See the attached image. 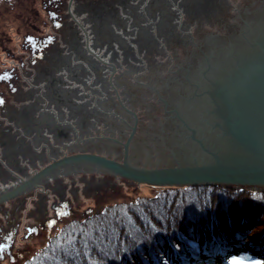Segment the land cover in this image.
<instances>
[{
  "label": "water",
  "instance_id": "water-1",
  "mask_svg": "<svg viewBox=\"0 0 264 264\" xmlns=\"http://www.w3.org/2000/svg\"><path fill=\"white\" fill-rule=\"evenodd\" d=\"M262 6L264 0H0V184L3 185L0 189L8 190L0 195V203L19 194L25 196L31 187H36L39 196L20 207L23 228H29L26 242L10 246L14 249L13 260L5 264H19L84 212H92L93 208L102 210L109 203L126 202L164 186L225 184L264 188L263 28L254 34V42L242 53L235 51L229 55L233 61H243V68L220 73L219 82L208 80L209 100L199 101L204 99L200 98L204 94L199 93L190 99L195 103L185 107L184 114L177 115V110L166 107L170 105L169 92L163 88L170 77L178 78L183 65L198 55L200 49L214 44L216 39L229 41L231 33L239 32L249 13ZM171 10L176 17L165 19ZM162 15L167 24H161L162 30L152 34L166 42L167 35L172 33L180 37V42L155 58L174 60L175 64L165 72L167 75L161 81L143 82L137 93L143 107L146 99L156 98V93L159 96L155 108H150V117L139 119L124 106L135 120L123 142L124 150L118 143L120 135L112 137L117 140L114 142L92 132L94 142L88 141L101 146L99 151L103 154L74 152L73 143L84 138L81 131L80 136L72 131L75 125L72 122L79 120L75 104L69 101L73 104L67 105L66 111L73 119L70 121L65 110L47 102L42 87L29 89L32 80L37 86L43 84L41 73L33 74L36 69L30 68V54L44 61L54 59L53 64L55 60L64 62L65 58L56 51L59 39L63 36L66 40L70 32L66 25L76 30L71 22L78 20L85 39L80 46L72 43L71 48L85 49V45H90L95 52L110 54L109 59H113L117 69L108 72L109 83L113 86V77L119 73L120 79L115 84L123 87L127 96L132 82L128 76L136 78L139 74V77L145 72L143 64L147 62L153 69L157 63L147 55L138 60L146 43L135 39L142 35L135 28L138 23L149 24ZM114 34L119 39L112 44L95 45ZM73 36L74 32L68 40L74 41ZM84 95L85 92L80 96ZM118 95V90L110 88L105 96L110 98L108 104L117 102L116 96L122 102ZM125 99L136 104L131 98ZM64 130L69 132L65 137L71 136L65 144L64 139L57 137ZM105 149L108 154L119 152L120 161L105 156ZM17 175L25 178L20 184ZM14 176L13 180L8 179Z\"/></svg>",
  "mask_w": 264,
  "mask_h": 264
},
{
  "label": "trees",
  "instance_id": "trees-1",
  "mask_svg": "<svg viewBox=\"0 0 264 264\" xmlns=\"http://www.w3.org/2000/svg\"><path fill=\"white\" fill-rule=\"evenodd\" d=\"M171 15L172 18L176 17L171 10V14H167L165 19L169 20ZM131 21L133 22V19ZM71 23L76 30L65 25L70 32H74V41L68 40L73 32L68 33L66 40L60 36L58 43L60 46L56 50L58 56L65 58L64 62L55 60L53 64L54 59L44 61L30 54L29 62L31 61L32 66L30 68L36 69L33 74L41 73L43 84L39 83L37 86L32 80L29 89L42 87V91L45 90L47 93V102L59 106V110H65L64 113L70 121L73 119L66 111L67 105L74 103L79 120L72 122L75 125L71 123L67 125H72V131L79 136L81 131L84 138L73 143L71 148L74 152L84 150L103 154L99 151L102 150L101 146L90 144L95 138L91 136L94 135L92 132L101 134L103 140L109 139L114 142L117 140L112 137L120 135L117 138L122 146L135 121L134 114L126 111L124 106L137 114L139 119L150 117V108H155L159 96L156 93L155 100L146 99V106L143 107L139 99L141 97H138L140 94L137 93L143 82L161 81L167 75L165 72L170 69L174 60L156 61L155 58L169 52L168 49L173 50L171 45L177 47L180 37L169 33L166 42H162L159 36L152 34L154 31L158 34L163 28L161 24H167L164 23V15L160 16L159 20L155 18V21L149 24L144 22V25L139 26L138 23L135 29L142 35L135 39L146 44L137 58L142 60V57L147 55L157 63L153 66L155 70L146 62L142 66L145 67V72L141 76L137 77L139 74L136 78L128 76L132 82L130 93L126 96L124 93L126 90L117 85L119 73L115 74L119 76L113 77V86L109 83L108 72L117 69V66L112 64L113 59H109L110 54L95 52L90 45H85V49L71 48L72 43L75 42L74 46L76 43L80 46L85 39H83L85 32L79 21ZM107 37L108 40L104 38L102 39L104 42L97 41L95 45L104 47L99 45V42L107 45V42L112 44L119 39L115 34ZM55 65L57 67H54ZM57 78H62V81ZM124 79L128 82L127 78ZM136 79L139 81L134 83ZM132 83L135 85L134 88ZM168 84L167 81L163 88H167ZM110 88L111 91L118 90L122 102L119 103L116 96L117 102L108 104L110 98L105 96ZM150 91L149 88L148 92ZM84 92L86 95L80 96ZM89 93H93V96ZM125 97L131 98L136 104H130ZM118 129H121L119 133L122 134L114 133ZM65 134L69 132L64 130L57 133L60 140L64 139L63 144L71 139V136L65 137ZM88 144L91 146L88 147ZM104 155L120 161L119 152L108 154L105 149ZM58 156L61 158L64 155ZM53 236L41 248V252L35 253L25 264H264V188L252 189L247 186L225 184L164 186L150 196L109 203L102 210L93 208L92 212H84L73 219V222L61 227ZM234 239L237 241L233 242ZM247 240L253 241L255 245H247L245 243ZM256 246L260 248L259 251ZM222 250L228 252V263L221 255Z\"/></svg>",
  "mask_w": 264,
  "mask_h": 264
},
{
  "label": "flooded vegetation",
  "instance_id": "flooded-vegetation-1",
  "mask_svg": "<svg viewBox=\"0 0 264 264\" xmlns=\"http://www.w3.org/2000/svg\"><path fill=\"white\" fill-rule=\"evenodd\" d=\"M249 14L250 16L248 19L244 22L242 27L240 26L239 32L231 33V39L229 41L216 39V42L213 41L214 44L209 43V47L205 46L202 49L199 47L200 53L192 57L183 67L181 66L182 69L177 76L178 78L175 79L173 76L170 77L168 87L166 88L167 93L169 92L167 94L169 98L167 103L170 105L166 104V107L171 106L175 111L177 110L175 112L176 114H184L186 111L185 107H189L190 104L195 103L190 99L194 96L197 97V94H204L200 97L204 99H200L199 101L209 100L208 92L210 83L208 80L210 78L213 81L219 82L220 73L227 74L234 69V67L243 68L245 66L243 61H233V57H229V55L231 52L235 51L242 53L246 47L250 46V42H254L255 33H258L260 27L264 30V6ZM188 141L192 142L190 139H188ZM14 178L15 176L8 179L13 180ZM17 179L19 180V184L25 180L22 175H17ZM1 187H3L2 183L0 184V188ZM4 188H6V186H4ZM0 191V195L8 192V190L5 189L4 191L0 189ZM36 191V187H31L25 191V196H20L19 194L0 203V258L2 257L0 262L2 261V264H5L6 261L10 262L13 260L12 253L14 249H10V246H15L16 242L18 244L26 242V233H28L29 228H23L25 224L20 218L22 216H20L21 213L19 211L20 207L25 204V201L28 203V201L39 197L36 195ZM38 195H40L39 192ZM22 252H24V250Z\"/></svg>",
  "mask_w": 264,
  "mask_h": 264
},
{
  "label": "rangeland",
  "instance_id": "rangeland-1",
  "mask_svg": "<svg viewBox=\"0 0 264 264\" xmlns=\"http://www.w3.org/2000/svg\"><path fill=\"white\" fill-rule=\"evenodd\" d=\"M247 187H249V186H247ZM249 188H252V189H259V188H256V187H249ZM159 190H156V191H150V192H146V193H144V194H142V195H140V196H137V197H135V199L136 198H138V197H143V196H150V195H153V194H155L156 192H158ZM237 240H233V242H236ZM47 243V242H46ZM46 243H44L43 245H41L38 249H36L33 253H31L28 257H26L23 261H21L19 264H25V262L26 261H28V260H30L31 258H33V256H34V254L36 253L37 254V252H38V254H39V252H41V248L42 247H44L45 245H46ZM247 245L249 244H251V245H255L254 243H253V241H249V240H247L246 242H245ZM256 249L259 251L260 250V248L258 247V246H256ZM222 253L223 254H221V255H223L224 257V260H225V262L226 263H228V259H229V255L227 254L228 252H225L224 250H222Z\"/></svg>",
  "mask_w": 264,
  "mask_h": 264
}]
</instances>
